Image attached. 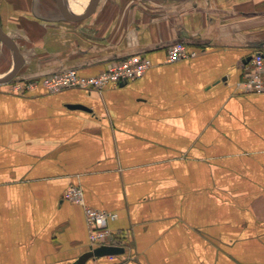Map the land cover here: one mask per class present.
Wrapping results in <instances>:
<instances>
[{"label":"crops","instance_id":"obj_1","mask_svg":"<svg viewBox=\"0 0 264 264\" xmlns=\"http://www.w3.org/2000/svg\"><path fill=\"white\" fill-rule=\"evenodd\" d=\"M0 0V264H78L83 207L113 213L112 256L83 264H264V94L237 86L264 56V0ZM184 43L196 56L168 63ZM100 92L25 94L14 81L97 76ZM82 106L84 109L76 108Z\"/></svg>","mask_w":264,"mask_h":264},{"label":"built area","instance_id":"obj_2","mask_svg":"<svg viewBox=\"0 0 264 264\" xmlns=\"http://www.w3.org/2000/svg\"><path fill=\"white\" fill-rule=\"evenodd\" d=\"M196 56L187 46L178 42L167 49L168 63L185 60ZM152 66L145 56H131L120 61L109 62L101 74L84 77L74 70H65L39 79L14 81L10 90L15 94H25L33 89L41 88L47 93L75 89L100 92L107 86H118L141 78ZM242 94H264V56L254 54L246 64L237 86ZM63 200L83 207L88 227V240L91 250L101 246H113V234L108 223L116 218L113 213L99 211L84 204L83 191L77 186H70L63 194Z\"/></svg>","mask_w":264,"mask_h":264},{"label":"water","instance_id":"obj_3","mask_svg":"<svg viewBox=\"0 0 264 264\" xmlns=\"http://www.w3.org/2000/svg\"><path fill=\"white\" fill-rule=\"evenodd\" d=\"M57 3L60 5V7L64 10V12L67 15H70L69 12L67 11V9H65V7L63 6L62 0H56ZM0 42H2L4 45H6L7 47H9L12 51H14L15 53L17 52L15 46L13 45V43L11 42L10 39H8L3 32L0 29ZM251 57L247 58V63L250 61ZM14 71L7 75L6 77L0 79V84L1 83H5L11 80V78L13 77ZM76 108H80V109H84L82 106H75ZM122 249L115 247V246H101L98 248H95L87 253H85L83 256H81V258H79L78 260V264H83L85 263L88 259L90 258H96V257H101V256H112L118 253H121Z\"/></svg>","mask_w":264,"mask_h":264}]
</instances>
